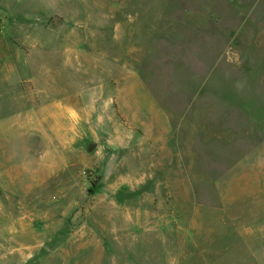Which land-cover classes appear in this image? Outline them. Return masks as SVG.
<instances>
[{"label":"rangeland","instance_id":"374dc122","mask_svg":"<svg viewBox=\"0 0 264 264\" xmlns=\"http://www.w3.org/2000/svg\"><path fill=\"white\" fill-rule=\"evenodd\" d=\"M21 89L115 114L47 178L0 151V264H235L264 238V0H0L7 146Z\"/></svg>","mask_w":264,"mask_h":264},{"label":"crops","instance_id":"0c3cea01","mask_svg":"<svg viewBox=\"0 0 264 264\" xmlns=\"http://www.w3.org/2000/svg\"><path fill=\"white\" fill-rule=\"evenodd\" d=\"M50 33L58 34L55 30ZM13 49H15L17 59L24 58L25 60L22 64L11 66V70L20 73L27 72L28 49L25 46H14ZM19 76L17 85L25 83L33 86L36 85L35 80L31 79V77ZM21 95V98L25 101L26 110L25 112H19L16 120H14L16 125H13V127L17 126L16 129H13L12 133L15 141L12 143V146H7L0 139V151L3 155H6L5 153L7 152V155L11 157L14 155L19 157V169L21 172L29 170L28 165L30 163L26 162V159H29V157L34 158V160L38 159L43 166L46 164V161L49 162L48 165L36 169V171L47 172L44 178L62 172L71 164H82L86 160L85 154L90 142L99 140L107 132V130H103L100 133L98 128L100 126H107L106 122L113 125L115 112H108L109 102L113 98L111 95L105 100L107 109L105 107L103 109L104 112H99L97 105L98 95H95L96 98L91 95L92 100L96 103L91 108L80 102L79 93L68 95L65 100L66 102L52 100L44 102L42 99H39L35 105L30 104L26 92L22 89ZM121 113L123 115L133 114L134 116L138 113L139 116V112ZM4 130L3 121L0 120V134ZM85 139L87 143L77 147L78 141ZM15 143L17 144L14 145ZM251 222L253 224L256 222V225L259 226L257 228L260 229L264 236V221L254 220ZM239 228L240 224L238 226L236 224L233 227L234 232L237 233ZM254 233L248 228L244 233V237ZM243 242V247H245L247 254L237 258L235 264H264V238L254 240L252 237H246ZM260 245H262L263 249L260 248ZM206 250L204 251L205 264H214L208 260L207 254L209 252Z\"/></svg>","mask_w":264,"mask_h":264}]
</instances>
